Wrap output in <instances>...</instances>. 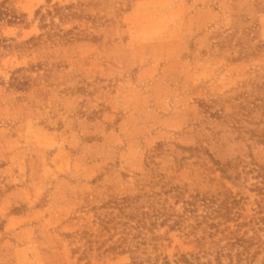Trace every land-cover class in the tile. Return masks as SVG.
I'll return each mask as SVG.
<instances>
[{
  "label": "rangeland",
  "instance_id": "374dc122",
  "mask_svg": "<svg viewBox=\"0 0 264 264\" xmlns=\"http://www.w3.org/2000/svg\"><path fill=\"white\" fill-rule=\"evenodd\" d=\"M264 264V0H0V264Z\"/></svg>",
  "mask_w": 264,
  "mask_h": 264
},
{
  "label": "trees",
  "instance_id": "16d2710c",
  "mask_svg": "<svg viewBox=\"0 0 264 264\" xmlns=\"http://www.w3.org/2000/svg\"><path fill=\"white\" fill-rule=\"evenodd\" d=\"M184 263L189 264V263L187 262V260H184ZM131 264H142V263H139V262H137V261H134V262H132Z\"/></svg>",
  "mask_w": 264,
  "mask_h": 264
}]
</instances>
